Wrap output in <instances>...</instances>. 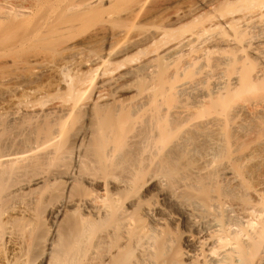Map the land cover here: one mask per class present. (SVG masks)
<instances>
[{
	"label": "bare ground",
	"instance_id": "bare-ground-1",
	"mask_svg": "<svg viewBox=\"0 0 264 264\" xmlns=\"http://www.w3.org/2000/svg\"><path fill=\"white\" fill-rule=\"evenodd\" d=\"M1 1L0 35L20 43L45 30L70 39L98 8L120 26L95 63L101 83L73 79L36 115L42 128H18V110L0 121V210L23 221L3 225L14 249L2 264H264V0H211L205 17L191 5L153 29L141 23L158 0ZM60 181L63 197L44 189ZM166 221L194 230L185 250Z\"/></svg>",
	"mask_w": 264,
	"mask_h": 264
},
{
	"label": "rangeland",
	"instance_id": "rangeland-1",
	"mask_svg": "<svg viewBox=\"0 0 264 264\" xmlns=\"http://www.w3.org/2000/svg\"><path fill=\"white\" fill-rule=\"evenodd\" d=\"M118 1L122 2V0L121 1L118 0ZM0 2H1L0 3V11L2 10L3 6L5 7V9H4V7H3V9L6 10L7 6L5 5V3L3 5V2L1 0H0ZM125 2H127V1H125ZM125 2L122 3L123 6H124ZM158 2H159L157 4V8L158 9L156 8L157 12L155 14L157 17L152 15V17L149 18L150 20L148 19V21L146 20L145 22L149 23L150 21H152L154 24H157V22L160 20V23H161L168 16H170V17L171 16L172 17L175 16L174 14H177L178 10L181 13V12H183V9L185 11L186 9L191 8V5L192 6H200V8H201L200 13H201V15L202 14L204 15L202 17H205V16L209 15V12L211 13V9H209V7L206 6V5H209V3H211V0H170V1L167 0V2H165L163 0H158ZM116 3L114 1L113 4L118 7L119 3L118 2H116ZM128 3H126V4H128ZM103 5H104V2H103ZM104 6L101 5L100 9H103ZM123 6H119V8L122 7V9H123ZM129 6L130 5L125 6L124 9L126 7H129ZM96 11L97 12L99 11L98 12V13H100L99 17H97L98 16V14H97L96 17L98 19L95 18L94 20H92L93 16H95L96 13H97ZM116 11H117V9H116ZM94 12H96V13H94ZM0 13L3 14L2 16L0 15V19H1V21H0V23H1L0 24V29H1L2 26H3L2 22L4 21V20L2 21V18L5 17V15H4L5 13L4 12L3 13L0 12ZM93 13L95 15H93ZM102 13H104V14H101V11L98 8V9H95V11L93 10L90 13V14H92L91 16H90L89 13L86 14L88 16H87L86 20H83V23L85 21L89 20V18H88L89 16H90V18L92 17V19L89 20L88 22H86L85 24H82V25H80L81 23L79 24V22H78L77 24H79L80 26L76 25L77 28H76V26L74 27L76 29L74 31L72 30V33L75 32V34H73L72 38L68 39L69 37H65L67 35H71L72 36L71 31L69 32V34L67 33V35H66V33L62 34V36L65 35L64 37L67 40L65 38L61 37V36H59V37H61L63 39L60 38L61 40L60 39L57 40L58 36H56V35H58V34L54 35L56 32L53 33V34L50 32L52 34L51 35L46 30L42 31V33L45 32L43 34V36H41L42 34H40V36H38L36 34L38 36V37L36 36L37 38L33 37V36L32 37H28V39L25 38L27 40V41L24 40L25 43L23 41H22V43H20L21 41H19V40H22V39H18V38H15V37H11L10 39H9V37L8 38L5 37L6 38L5 39L3 36H1L2 34L0 35V118H1L0 121H2V122L4 121L3 122L4 124H5V121H6V123L8 125V122H7V120H8L7 117L9 116L8 114H10L11 111L13 112V111H17L18 110V114L20 116H22V119H23V116H24V120H25V121L21 120L23 122L18 123V125L22 123V125H20L18 128H20L21 126L23 127L26 124L25 122H27L28 120H29V123L33 122L34 125L39 126V127L42 128V126H43L42 124L43 123L41 124V121L37 120L36 115L39 112H44V111L46 112V113L44 112L45 114L48 113L47 115H49L50 111H51V108H52V110H54L53 107L54 108L58 107L61 104L62 97L66 96V94L70 91V89H69L70 88L69 87L70 83L72 84L74 82V80H79L80 78L82 80H83V78L86 80L85 76L87 78H90V79H88L89 81L86 80L87 84L90 81H91L92 84H95L96 81H97V83H101V80L103 79L102 77H104V76H102L101 70L98 69L99 67H96V66H99V65H97L95 63H98V60L100 58L104 57L102 55L106 56V54L104 52L107 51V48L110 47V45L113 44L112 42L115 40L114 39L115 37L114 36L111 37L112 34L111 35L109 34V32L111 31L110 29L114 27V29H112V30L113 31H117V29H119V27H120L118 23L115 22L116 24H113L114 22H111V18H109V15H108L107 12L106 13L102 12ZM154 13H155V11H154ZM200 13H198V15ZM205 13H208V14H205ZM102 15H104V16L102 17ZM14 17H16V16H13L12 18L15 19ZM32 17L33 18H31V16H30L28 19H26L28 23H30L29 22L30 19L31 20L34 19V16H32ZM67 18H68V16H67ZM67 18H66V20H67ZM99 18H102V19H99ZM161 18L163 19L162 21H161ZM18 19H15V21L17 22ZM105 19H107V20L109 19L110 21L108 20L109 22H107V20H105ZM151 19H153V20H151ZM19 20H21V19H19ZM34 20L35 21L37 20L36 16H35ZM11 21L15 22L14 20H11ZM25 21H24L25 24L31 26L30 24L26 23ZM35 21H34V23H35ZM90 21H92V22H90ZM112 21H114V20H112ZM31 22H32V24H34L33 20ZM110 22L112 23V25H111ZM145 22L141 23V25L144 26L143 27L144 29H148V27H150L153 24L151 22L149 24L145 23ZM93 23L95 24L94 27H93V25H94ZM144 23H145V25H144ZM105 24H107V25H105ZM158 24H159V22H158ZM115 25H117V26H115ZM89 26H91V27H89ZM82 27H84V28H82ZM88 27H89V29H88ZM116 27H117V29H116ZM141 27L142 26L139 27V31H142ZM152 27H154V26H152ZM152 27H150V28H152ZM137 31H138V29H137ZM48 33L52 36V38H56L57 37L56 38V42H55V39H52L50 35H48L50 38L48 36H46ZM74 35H75V37H74ZM106 35H107V37H109V36L110 37L107 38ZM103 37L105 39L106 38L107 39L104 41ZM40 38L42 40L41 42H40ZM14 39H16V40H14ZM17 39L19 41L18 43H20V44L17 43ZM109 39L111 40V43H110ZM35 40H37V41H35ZM62 40H64V41H62ZM57 41H59V42H57ZM105 42H107V43H105ZM23 43H24V45H22ZM103 43H105V44H103ZM7 44H9V45H7ZM11 44H13V45H11ZM16 45L18 47H14ZM104 45L108 46L107 48L105 46V51L103 49ZM79 51L82 52V53H78ZM80 56H82V57H80ZM89 58H91L92 61ZM94 58L97 59V62L95 61ZM88 60L90 61V64H88L89 63ZM84 61H86V62H84ZM95 67H96L97 70H100V72H98L96 69H95L96 72L93 71ZM90 68H92V70ZM91 72H95V74L91 73ZM84 73H85V75H84ZM96 73L99 74V77H98L99 79H97V77H95ZM90 75H92V76H90ZM76 77H78V78H76ZM99 80H100V82H99ZM86 81L83 80V81H80V82L81 83H83V82L85 83ZM76 82L77 81H75L74 83H76ZM80 82H77V83L80 84ZM72 86H74V85H72ZM88 90H90V91H88ZM88 90H86V91H88V92H86V95L90 96V97H93L95 92H93L91 89H88ZM22 91L23 92L24 91L33 92V93H28L27 94L25 92L24 93L25 95H24V94H22L23 93ZM26 94H27V96H26ZM29 94H31V95H29ZM127 95L128 94L125 93V95L123 97H126ZM21 98H23L22 101H21ZM24 98H25V100H24ZM18 100H20V101H18ZM33 104H35L34 105L35 107L33 106ZM82 116L81 117L79 116L80 118L78 117L79 118V123H77V124H79L80 126H82L84 128L85 125H86V123H84V122H86L85 121L86 119H84L85 115H82ZM48 117L49 116H47V118ZM49 118H51V116ZM49 118H48V121H50ZM78 118H76V119H78ZM76 119H75V122H77ZM38 121H40L39 123L41 125L38 123ZM7 125H5V126H7ZM15 125H17V124H15ZM15 125L14 126L9 125V127L11 126V129H14L12 127L16 128ZM34 125H33V127H35L34 130H36V129L37 130L38 129L41 130V128H38V127L36 128V126H34ZM9 129L10 128L7 127L8 131H9ZM17 129H14V130H17ZM14 130H11V131H14ZM7 132H5V133L6 134H10V133H7ZM38 132H39V130H38ZM6 134H4V135H6ZM4 135L2 137L6 138L7 135L6 136H4ZM4 138H3V141L5 140ZM76 141L77 140H74L71 143L77 149L80 145H75V144L76 143L77 144L81 143V145H82V142L84 140L83 141L82 140H78V142H76ZM80 141H82V142H80ZM74 142H76V143L74 144ZM70 144H68L69 147L67 145V148L69 149V151H70V147H72V146H70ZM72 148H74V147H72ZM72 148H71V151H70L71 153L69 152V156H67V158L66 157L62 158V159H65V160H63L61 162V164L64 166V169L66 167L67 170H69L68 168H70V165L73 166L74 163L76 162V158L74 157L75 155L73 154V153L76 152V150L75 149L72 150ZM72 151H73V153H72ZM67 152H68V150H67ZM67 155H68V153H67ZM69 159H70V161H69ZM64 163H65L66 166L64 165ZM83 164H85V163H83ZM83 164L79 165L80 169H84V168L87 167V166L86 167L84 166V168H83L82 167ZM76 165H77V163H76ZM76 165H74V167H72V168H75ZM37 172H39V171H37ZM64 183H65L64 181H60V183H54V185L52 183L51 184L52 186L49 185V187H47V188L44 187V189L47 190L48 188L51 187L50 189L54 190V191L52 190V192H53V194H55V197H60L61 198V195L63 197V194H65L62 191L64 189H66V187H65L66 185L68 186L67 183H65L66 185ZM74 185H76V186H74ZM74 185L73 186L75 187V189L74 188L73 189L75 191L79 192L83 188V187L80 186V184L77 185L75 183ZM50 189H48V190L51 191ZM45 190H44V192L42 190V192L44 194L46 193ZM43 206H45V205H43ZM46 207H43V208L47 209L48 207L47 208ZM59 207H58V209H60ZM43 208L41 209V211H43V212L46 211V212H44V213L41 212V214L42 213L44 214V216H43V214L41 216H42V218L45 217V218H43L47 222V225L45 224V226L47 227L48 231H50V227L52 228V226H50V225L54 224V222H53L54 218L51 220V218L49 216V209H47V210L44 209L43 210ZM65 210L66 209H64L63 211H65ZM72 210H70L69 212L71 213ZM78 213H76V214H78ZM47 217L49 219H46ZM6 221H9L10 223H12V222L13 223H17V222L23 223L22 218L17 213V211L2 212L0 210V257H1L0 258V264H2L4 262L5 263L6 262H10L12 260L13 249H14V245L11 242H9V240L7 238V234L5 232V229L3 228V225L5 224ZM55 224H56V221H55ZM166 225H167L166 227L168 229V232L173 230V232H172L173 234L170 232L171 233L170 235L173 237L172 239L175 238V240L172 243V246H170V247L175 249V248H177L179 246V248H177V249H181L182 251L185 250V248H184L185 244L183 242H185V240L188 239V237L194 233L193 232L194 230H192L190 228H189L190 229L189 230L187 227H184V225H182L180 223L175 225V224H172V223L166 221ZM33 264H41V259L38 258ZM45 264H47V263H45Z\"/></svg>",
	"mask_w": 264,
	"mask_h": 264
}]
</instances>
